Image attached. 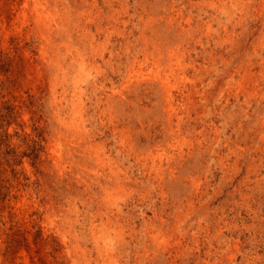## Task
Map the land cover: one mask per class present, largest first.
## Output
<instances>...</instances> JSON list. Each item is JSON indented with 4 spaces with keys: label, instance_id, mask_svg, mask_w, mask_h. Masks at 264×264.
Segmentation results:
<instances>
[{
    "label": "rangeland",
    "instance_id": "obj_1",
    "mask_svg": "<svg viewBox=\"0 0 264 264\" xmlns=\"http://www.w3.org/2000/svg\"><path fill=\"white\" fill-rule=\"evenodd\" d=\"M0 264H264V0H0Z\"/></svg>",
    "mask_w": 264,
    "mask_h": 264
},
{
    "label": "bare ground",
    "instance_id": "obj_2",
    "mask_svg": "<svg viewBox=\"0 0 264 264\" xmlns=\"http://www.w3.org/2000/svg\"><path fill=\"white\" fill-rule=\"evenodd\" d=\"M41 4V3H40ZM30 6V5H29ZM41 9V8H40ZM43 10V9H42ZM38 12V11H37Z\"/></svg>",
    "mask_w": 264,
    "mask_h": 264
}]
</instances>
